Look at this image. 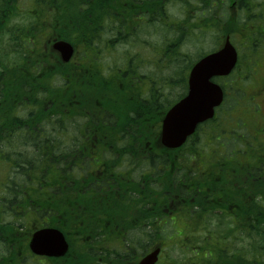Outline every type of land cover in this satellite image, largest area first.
Instances as JSON below:
<instances>
[{"label":"trees","instance_id":"obj_1","mask_svg":"<svg viewBox=\"0 0 264 264\" xmlns=\"http://www.w3.org/2000/svg\"><path fill=\"white\" fill-rule=\"evenodd\" d=\"M208 1L202 2L206 6ZM117 2L131 0H29L31 7L26 10L20 9L17 0H0V154L20 152L23 145H32L26 153L27 166L34 160L40 164L43 152L56 157L60 222H69V228L80 234L75 256L70 252L53 264H101L103 259L106 264H135L155 246H162L166 254L165 242H170L175 258L160 264H264V180L254 181L246 174L250 167L253 176L261 178L260 169L264 174V144L258 138L249 140L256 120L248 121V113L237 111L244 78L238 68L258 67L257 57L264 55V47L259 50L257 45L264 39V0H235V13L229 11V17L218 20L191 22L188 17L179 27L172 21H156L165 34L160 35L162 44L153 59L163 61V66L155 69L146 64L130 68L126 65L127 51L120 50L115 51L119 54L116 60L124 63L123 69L108 65L105 49L120 48L121 43L131 41L130 37L110 33L119 24ZM222 3L219 0V8L226 13ZM19 15L25 19L19 21ZM13 18L18 19L9 24ZM49 31L54 32L51 38L72 44L77 52L75 61L64 63L51 50L46 40ZM234 33L244 42L239 46L243 48L239 61L245 52V58H250L244 66L219 78L225 80H219L225 93L214 117L197 127L185 148L169 152L170 157L155 153L143 158V151L137 154L133 144L138 134L139 142L150 137L159 114L185 94L186 74L195 58L207 53L188 54L187 38L199 42L213 36L217 48ZM3 34H10L11 44L1 43ZM148 78L156 82L148 84ZM74 127L87 137L77 141L92 143L91 147L79 145L81 152L101 151L105 143H123V148L114 151L132 158L128 174L140 177L132 184L134 191L144 192L142 197L134 193L126 196L113 185L88 195L81 192L84 184L80 182H75L74 199L71 197L67 188L72 178L68 171L70 142H56L53 130L62 129L61 136L68 135L64 129ZM83 127L93 131L87 133ZM248 143L254 145L249 147ZM5 158L1 156L0 161ZM197 161L204 173L196 171ZM81 162L82 157H77L75 163ZM48 170L54 177L52 165ZM111 173L126 175L114 169L103 175L109 177ZM150 176L154 177L152 186ZM175 184L176 191L185 193L179 203L167 194ZM121 199L133 201L136 209H128ZM74 206L76 210H72ZM142 206L154 210H142ZM92 208L110 210H89ZM171 216L186 233L170 229Z\"/></svg>","mask_w":264,"mask_h":264},{"label":"flooded vegetation","instance_id":"obj_2","mask_svg":"<svg viewBox=\"0 0 264 264\" xmlns=\"http://www.w3.org/2000/svg\"><path fill=\"white\" fill-rule=\"evenodd\" d=\"M202 1L203 0H197V3H195V0H131L130 3L124 2V4H119L117 2L118 7L116 8V19H118L119 24H117L114 31H110V33H113L117 36L130 37L132 42L135 44L141 42L143 44L150 45L148 41H145V39H150L152 38L151 36L155 34L154 30L156 29V21H162L164 23L172 21V23L174 24L176 23L175 21L178 20L177 15L181 13L184 17L183 21H186L188 17H190L192 20L196 19L195 21H202L203 19L207 18L211 20H218L222 17H229V11L235 13V0H223V3L225 2L224 6H226L227 15L223 8H219V0H210L211 2L208 1L206 6ZM182 4L184 6V9L180 10L179 7L182 6ZM186 6H189L191 12L190 15L185 13ZM53 33L54 32L49 31L46 34V40L47 43L51 45V50L54 51L60 59V52L55 50L52 46L53 42L57 40L51 38ZM262 34H264V32ZM230 40L233 44L234 39L232 41L230 37ZM223 41L216 49L222 46ZM239 42L240 43L238 44H233L235 48L237 47L236 49H238V45L241 46V43H244L241 41ZM258 43H264V39L260 40ZM124 44L125 43H121L120 48H118L117 46H113L105 49L103 54L107 56V59L110 56L107 62L108 65L123 69L122 67L124 66V63L120 64L116 60V58L113 59L111 56V51L120 50V52H122L121 49L124 47ZM133 48L134 44L127 51V54L129 55V63H127L126 65H128L130 68H138L141 64H146L151 69H155L156 66H163V61L162 63H159L157 59L153 62V59L155 58L154 55H151L150 57L142 56L136 49ZM76 53V49L74 48V52L70 60L75 61ZM60 60H62V58ZM121 60L124 61V59ZM146 61L149 62L150 65H148ZM238 63L239 54L237 65ZM237 65L235 66V68L237 67ZM148 76H151V73H149ZM154 80H150V78H148L145 82L149 84V82H152ZM152 85H154V83ZM241 87L243 96L240 101H237V111H240L241 114L243 112L246 114L248 113L249 116H245L248 121H251V119L256 120V127L250 128L249 140H256L258 138L264 144V75L260 76L258 80H254L250 84H241ZM162 93L163 92L160 91V94ZM166 110L159 114V120L158 122H155L157 128L152 130V133H149L150 137H144L143 142H139L140 136L138 134V141L133 144V147L136 148L137 154L142 151L145 153L143 158H145L146 156L154 157L155 153L159 156H164L163 154H167V157H170L169 152L172 151L171 147L165 146L160 141L161 121ZM81 129H83L87 133H91L93 131L91 127H83ZM61 130L62 129L60 128H55L53 130V133L55 134V140H57L56 142L60 143L65 140H67V142H70L67 144L69 146L70 152L68 171L72 173V178L68 179V182H70V184L67 185V188L71 193V197L73 199L75 194V182L83 183L84 186L81 189V192H88V195H94L95 193H93V191L99 189H103L104 191V189H108L109 187H111V185H113L120 190H124L125 192L122 193L126 196H131L134 193L136 197H142L140 194H144V192L138 193L137 191H134L133 189L135 188V186L132 184L134 182L133 179L139 180L140 177L137 175L130 176L128 174L129 169L132 165V161H130L132 160V158H128V156H122L119 152L114 151V148H123V143H105L101 151H93L88 154L77 150V147L79 145L83 147H91L92 145V143L83 144L80 143L81 141H77L78 138H80V140H82V138L87 139L86 136H82L81 134L77 133L80 131L79 128L74 127L64 129V131H66L68 135L59 136ZM195 133L192 136H194ZM77 135L79 137H77ZM188 144L189 143L186 142L183 145V148H185V146ZM253 145L254 143H248L249 147ZM31 147L32 145H23L20 152H9L7 153V155L6 153L2 155L0 154V157L6 156L4 160L0 161V199H4V202H0V264H53L54 260L61 259L67 254L69 255L70 252H72L70 254L72 257L75 256V242L77 241V237H80V234L77 233L75 229L73 231L72 228H69V222H60L61 214L59 210V198L61 187L57 182V179L60 178L59 163H56V157H53L52 155L48 156V153L43 152L41 155L42 161L40 164H38V162L34 160L29 164V166H27L25 162L26 153L27 150H29ZM62 147L64 146L62 145ZM77 157H82L81 163H75ZM106 161H108V164L110 162H113V164L109 166L105 163ZM144 162L148 164L147 161L144 160ZM51 165L54 177L50 175L48 170L50 168L51 171ZM112 169H114L116 172L124 171L126 175H116L113 173H111L109 177L103 175L105 174V172L107 173V171H110ZM137 169L134 168V170ZM195 169L200 173H204L203 165L201 163H198V161L195 164ZM75 171L76 173H74ZM154 171L155 169H151L152 173ZM246 174L250 179L254 181H257V179L264 180V174L261 169L258 170V174L261 178H259V176L256 177L252 175L251 167L246 169ZM153 180V176H150L148 178L151 186L154 184ZM144 181L145 180L141 178V182ZM177 183H182L181 185H184L186 188L187 186L189 187L188 183L179 181ZM174 186L175 187L170 186L168 188L167 194H169L172 200H179L178 203L184 201L183 197H185V193L176 191L177 185L175 184ZM116 194L118 195L119 193ZM121 202H123V204L128 209H132L133 207H135L133 205V201L126 200L124 202L121 199ZM29 203L32 204V206L27 209L26 207ZM123 207L124 206L117 207L114 210H120ZM142 208V210H154L151 207L142 206ZM24 210L30 211L28 213H25ZM72 210H76L75 206ZM79 210L81 209L79 208ZM89 210L110 209L92 208ZM45 229L57 230L61 233L62 238L66 243V249L61 255L39 254L33 252L30 249V241L32 235L36 231ZM87 242L94 241L88 240ZM155 247H159L160 249L158 261L156 262L157 264H160V255L163 249L162 246ZM152 249H150L146 253L150 252ZM146 253L141 255L138 260ZM137 261L135 262V264L137 263ZM101 264H106L104 259L101 261Z\"/></svg>","mask_w":264,"mask_h":264},{"label":"water","instance_id":"obj_3","mask_svg":"<svg viewBox=\"0 0 264 264\" xmlns=\"http://www.w3.org/2000/svg\"><path fill=\"white\" fill-rule=\"evenodd\" d=\"M53 47L61 53L64 61L71 56L72 48L68 43L59 41ZM236 60V51L226 38L220 49L204 55L190 67L187 93L168 109L162 120L160 140L165 146L181 145L198 123L213 116L223 93L211 78L228 74ZM30 248L39 254L61 255L66 249V243L59 231L45 229L32 235ZM158 251V248L152 250L137 264H154Z\"/></svg>","mask_w":264,"mask_h":264},{"label":"rangeland","instance_id":"obj_4","mask_svg":"<svg viewBox=\"0 0 264 264\" xmlns=\"http://www.w3.org/2000/svg\"><path fill=\"white\" fill-rule=\"evenodd\" d=\"M28 1L29 0H17V3H18V6L20 7V9H23V10H26L29 6L31 7V5L28 4ZM180 10H183L184 9V6L182 4V6L179 7ZM23 12V11H21ZM185 13L190 15V9H189V6H186L185 7ZM178 17V20L175 21L176 23L173 24L174 27H179L182 25V23H184V17L182 16V13L181 14H178L177 15ZM18 18L16 19H11L10 23L9 24H13L15 21H17ZM24 15H19V21L20 20H24ZM28 20H31V18L29 17L27 19ZM191 22H194L192 19H191ZM157 28V31H160L158 29V25L155 26ZM251 28V27H250ZM255 28V27H254ZM174 29V28H172ZM156 31V30H154ZM174 32L173 30H171V36H173V33ZM162 34H165V30H162L158 33V36L162 35ZM170 34V33H169ZM158 36H151L152 38L151 39H145V41H148L150 46L148 47L147 44H143L141 42L139 43H133L132 42V45L134 44V48L133 49H136L142 56H146V57H150L151 55H154L155 56V53L156 51H158L160 45L162 44V40L158 37ZM234 41L236 44L239 43V41L237 40V36H235V33L232 35ZM10 38V34H3L2 38H1V43H8V44H11V39L9 40ZM188 39V44H187V49H185L187 51L188 54H190L191 56H195V54L197 52H203V51H209L213 48H215V45H216V40L214 39L213 36H209V37H204L203 39L199 40V42H197L194 37H192L191 39L190 38H187ZM198 43V44H197ZM132 45H128L126 47H123L121 50L122 52L124 51H128ZM259 46V50H261V47L263 46L264 47V43H259L257 44ZM186 47V46H184ZM242 49L241 47H239L238 45V51L241 53L242 52ZM135 50V51H136ZM119 51V50H118ZM112 52V57H114L113 59H115L116 57H119V54L115 51H111ZM258 53V52H257ZM246 56V52L244 53L242 59L239 61L238 65L237 66H244L246 63H247V60L250 58V55H249V58H245ZM195 58V57H194ZM196 59V58H195ZM108 60H109V57H108ZM257 61L258 62H255V63H258V67H253V69H244L242 67H239L238 70L243 72L244 74V78H243V83L244 85L245 84H250L251 82H253L254 80H258L260 76H263L264 75V55H261L259 53V56L257 57ZM225 81V80H223ZM179 89L178 88H174L173 91H178ZM173 97V96H172ZM173 219L170 221V223H172V227H170V229H174L176 230V228L181 231V232H185L186 233V230L182 227H180V225H178V221L176 220L175 216H171ZM212 228H215L216 227L214 225H211ZM170 238V237H169ZM165 247L168 246V248L166 249V254L164 252H161V255H160V258H161V263L163 262H168L170 259H173L175 258V255H174V252L173 250L170 248V242H165ZM30 263V262H29ZM30 264H33V263H30Z\"/></svg>","mask_w":264,"mask_h":264}]
</instances>
